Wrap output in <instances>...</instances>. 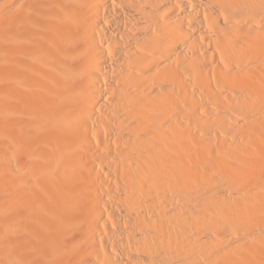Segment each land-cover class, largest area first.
<instances>
[{"label":"bare ground","instance_id":"1","mask_svg":"<svg viewBox=\"0 0 264 264\" xmlns=\"http://www.w3.org/2000/svg\"><path fill=\"white\" fill-rule=\"evenodd\" d=\"M258 201L264 0H0V264L264 261Z\"/></svg>","mask_w":264,"mask_h":264},{"label":"rangeland","instance_id":"2","mask_svg":"<svg viewBox=\"0 0 264 264\" xmlns=\"http://www.w3.org/2000/svg\"><path fill=\"white\" fill-rule=\"evenodd\" d=\"M184 119H185V117H184ZM262 206H264V204H261V201H258L257 207H254L255 211L256 210L259 211L260 210V207H262ZM260 221L257 222V223H254L255 225L252 223L254 226L258 227V229H257L258 231H261L262 228L264 229V224H263V222L261 224ZM244 222L245 223H243V224L250 225L249 222L248 223H247V221H244ZM256 224H258V225H256ZM253 225L251 226L252 228H253ZM258 243L260 244L262 242H257V245H258ZM232 256L231 257H228V259L231 262V264H256V263L257 264H264V261L263 260H261V259H259L257 257H254V256H250V254L247 255V253L244 252V250H242V249L239 250V251H237L235 253V255L233 256V258H232Z\"/></svg>","mask_w":264,"mask_h":264}]
</instances>
